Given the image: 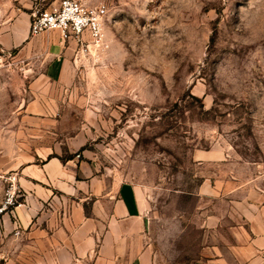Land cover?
Wrapping results in <instances>:
<instances>
[{"label":"rangeland","instance_id":"1","mask_svg":"<svg viewBox=\"0 0 264 264\" xmlns=\"http://www.w3.org/2000/svg\"><path fill=\"white\" fill-rule=\"evenodd\" d=\"M59 1L0 0V34ZM80 1L105 5L107 47L63 83L41 75L53 32L0 46V222L28 204L22 168L60 155L135 184L169 264L241 244L227 227L264 194V0Z\"/></svg>","mask_w":264,"mask_h":264},{"label":"crops","instance_id":"2","mask_svg":"<svg viewBox=\"0 0 264 264\" xmlns=\"http://www.w3.org/2000/svg\"><path fill=\"white\" fill-rule=\"evenodd\" d=\"M30 19V12H15L0 34V46L9 49L43 38L42 34L30 36ZM50 32L53 36L49 35L45 53L48 61L41 75L63 83L71 78L76 43L60 41L58 31L47 34ZM58 157L22 168L28 204L16 209L15 220L8 213L2 216L0 264H81L89 257L91 264H169L167 255L156 250L150 204L135 184L128 180L114 183L87 164H80L77 170L67 168V159ZM256 196L250 203L241 202L240 221L227 227L229 240L241 244L201 246L202 257L182 264L260 262L264 194L257 192ZM160 223L161 228H167L162 218ZM17 225L20 232L15 235Z\"/></svg>","mask_w":264,"mask_h":264},{"label":"built area","instance_id":"3","mask_svg":"<svg viewBox=\"0 0 264 264\" xmlns=\"http://www.w3.org/2000/svg\"><path fill=\"white\" fill-rule=\"evenodd\" d=\"M106 12L105 5H89L80 0H60L51 9H35L31 13L29 34L37 36L43 32L58 31L61 40H73L76 43V62L79 54H98L106 50ZM15 233H19V227Z\"/></svg>","mask_w":264,"mask_h":264},{"label":"trees","instance_id":"4","mask_svg":"<svg viewBox=\"0 0 264 264\" xmlns=\"http://www.w3.org/2000/svg\"><path fill=\"white\" fill-rule=\"evenodd\" d=\"M77 154H79V153H77ZM74 155H76V153H75ZM74 155H70V156L68 157V159H71V158H73V156H74ZM79 156H80V154H79ZM59 159H61V160H63V161H64V159H62V158H60V157H59Z\"/></svg>","mask_w":264,"mask_h":264}]
</instances>
